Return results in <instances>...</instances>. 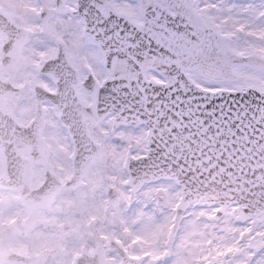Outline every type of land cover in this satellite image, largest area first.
<instances>
[{
	"label": "snow or ice",
	"instance_id": "1",
	"mask_svg": "<svg viewBox=\"0 0 264 264\" xmlns=\"http://www.w3.org/2000/svg\"><path fill=\"white\" fill-rule=\"evenodd\" d=\"M0 264H264V0H0Z\"/></svg>",
	"mask_w": 264,
	"mask_h": 264
}]
</instances>
